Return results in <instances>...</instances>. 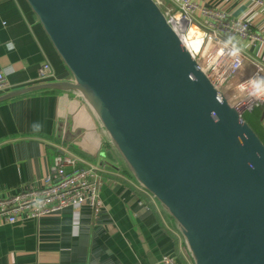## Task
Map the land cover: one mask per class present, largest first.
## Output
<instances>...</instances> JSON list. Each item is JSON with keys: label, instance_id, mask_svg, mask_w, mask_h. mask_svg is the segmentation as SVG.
I'll return each mask as SVG.
<instances>
[{"label": "water", "instance_id": "obj_1", "mask_svg": "<svg viewBox=\"0 0 264 264\" xmlns=\"http://www.w3.org/2000/svg\"><path fill=\"white\" fill-rule=\"evenodd\" d=\"M70 79L0 103L76 91L127 169L174 221L194 264H264V141L157 0H26Z\"/></svg>", "mask_w": 264, "mask_h": 264}, {"label": "crops", "instance_id": "obj_2", "mask_svg": "<svg viewBox=\"0 0 264 264\" xmlns=\"http://www.w3.org/2000/svg\"><path fill=\"white\" fill-rule=\"evenodd\" d=\"M197 1L247 19L264 35V5L256 0ZM242 47L264 63V42H244ZM44 61L51 64L52 80L71 78L26 0H0V69L9 85L5 91L40 81ZM86 123L99 136L94 141L97 154L82 148ZM261 125L264 129V110ZM0 140V196L44 183L57 152L98 167L103 178L97 219L90 207L82 206L1 222L0 264H162L164 254L175 256L178 264H194L173 219L136 182L78 92H37L1 102Z\"/></svg>", "mask_w": 264, "mask_h": 264}, {"label": "built area", "instance_id": "obj_3", "mask_svg": "<svg viewBox=\"0 0 264 264\" xmlns=\"http://www.w3.org/2000/svg\"><path fill=\"white\" fill-rule=\"evenodd\" d=\"M157 1L165 5L169 24L183 37L214 83L229 87L234 97L244 103L246 112L255 107L263 109L264 63L243 48L242 43L251 42L255 46L264 42V35L256 32L247 19L231 17L197 0ZM256 1L264 5V0ZM192 26L200 31L196 46L188 44L185 39ZM38 76L40 81L52 80L54 75L49 61L40 65ZM8 86L7 73L0 69V93ZM257 91L259 94H253ZM102 183L98 167L82 165L72 155L61 152L55 156L44 183L0 196V223L39 218L69 206L77 210L85 205L97 219L103 207L100 198ZM161 262L178 264L177 258L170 254H164Z\"/></svg>", "mask_w": 264, "mask_h": 264}, {"label": "rangeland", "instance_id": "obj_4", "mask_svg": "<svg viewBox=\"0 0 264 264\" xmlns=\"http://www.w3.org/2000/svg\"><path fill=\"white\" fill-rule=\"evenodd\" d=\"M85 128H86V131H85V134H84V138H85V140H84L83 143H82V146H83L82 148H83V149H86V150H90V151L92 150V151L94 152V154H97V153H98V147H99V146L96 147L95 144H94V141L97 142V141L99 140V136H98V134L96 133L94 127L91 126V128H90V126H89L88 123L85 124ZM75 138H76V137H75ZM103 150H104V149H103ZM103 150H101L100 154H101L102 152H104ZM92 151H91V152H92ZM58 153H61V152H57L56 155H57ZM100 154H99V157H100ZM56 155H54L50 167L54 164V158H55ZM95 163H97V162H95ZM49 170H50V169H49ZM142 203H143V204H146L145 201H143ZM85 206H86V205H85ZM69 207H71V206H69Z\"/></svg>", "mask_w": 264, "mask_h": 264}, {"label": "trees", "instance_id": "obj_5", "mask_svg": "<svg viewBox=\"0 0 264 264\" xmlns=\"http://www.w3.org/2000/svg\"><path fill=\"white\" fill-rule=\"evenodd\" d=\"M50 91H44L42 93H48ZM264 108L255 107L250 111L245 112L244 116L255 129V131L260 135V137L264 140V129L261 125V116ZM4 142L0 140V143Z\"/></svg>", "mask_w": 264, "mask_h": 264}, {"label": "bare ground", "instance_id": "obj_6", "mask_svg": "<svg viewBox=\"0 0 264 264\" xmlns=\"http://www.w3.org/2000/svg\"><path fill=\"white\" fill-rule=\"evenodd\" d=\"M199 35H200V31H198L195 26H192L185 39L188 41V44L196 46L197 45L196 37H199Z\"/></svg>", "mask_w": 264, "mask_h": 264}, {"label": "clouds", "instance_id": "obj_7", "mask_svg": "<svg viewBox=\"0 0 264 264\" xmlns=\"http://www.w3.org/2000/svg\"><path fill=\"white\" fill-rule=\"evenodd\" d=\"M253 94H259V92L257 91V92H254Z\"/></svg>", "mask_w": 264, "mask_h": 264}]
</instances>
